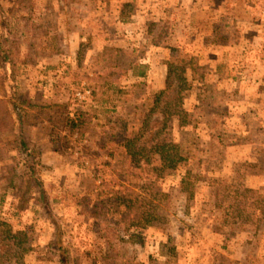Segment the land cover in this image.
Returning a JSON list of instances; mask_svg holds the SVG:
<instances>
[{"label": "rangeland", "instance_id": "rangeland-1", "mask_svg": "<svg viewBox=\"0 0 264 264\" xmlns=\"http://www.w3.org/2000/svg\"><path fill=\"white\" fill-rule=\"evenodd\" d=\"M5 35L1 107L28 109L45 202L3 189L19 160L1 115L0 264H61L55 241L67 264H264V0H0ZM167 62L196 68L161 130L145 119ZM161 140L179 153L162 176Z\"/></svg>", "mask_w": 264, "mask_h": 264}, {"label": "trees", "instance_id": "trees-1", "mask_svg": "<svg viewBox=\"0 0 264 264\" xmlns=\"http://www.w3.org/2000/svg\"><path fill=\"white\" fill-rule=\"evenodd\" d=\"M121 20L128 22L130 20L121 17ZM9 41L8 36L5 35L0 42V57L3 65L6 68V71L10 72V81L12 82L17 75V66L16 59L13 57L10 50L6 49V44ZM168 73L166 78L167 87L162 90H156L153 92L154 105L151 108L150 112L147 113L145 121L147 122L150 119L152 113L156 110H160L161 119L156 120L157 123L161 124V130L166 129L165 121L174 116L179 117L183 110L179 106L178 96L180 91L187 90L191 87V74L190 71H194L196 66L191 63H177V62H167ZM132 74L137 78H144L147 76L149 66L140 61L134 62L132 65ZM98 77V76H97ZM97 77H92L88 79L87 88L90 90V96L95 97L97 94L98 85L96 82ZM6 100H0V116H5L6 121L4 122L6 127L11 126L18 128L17 137L15 140L11 141L16 145V153L18 155V162L13 168L12 181L7 185H3L4 188H9V186L18 187V182L23 180L24 188H21V192H24L23 196L30 193L33 188H36L39 192V201L45 202V188L43 181L37 175L35 163L33 161V156L36 155L35 148L31 145L30 142L24 136L25 126L28 124V109L20 102L15 100L11 103V107H5L2 109V105L7 103ZM163 105V107H162ZM161 108V109H160ZM126 130V129H124ZM124 136L120 137L121 145L126 150V153L135 158L136 163H140V153L136 151L135 146L137 145V139H130L128 135L125 136L124 133H121ZM160 150L154 153L155 160L160 159L161 165L159 167V172L161 176L165 171L173 169L177 165L178 160V151L175 150L178 148V145L173 142L159 141ZM168 146V148H167ZM174 149V150H173ZM2 223L5 228L8 230V225L5 222ZM54 246L51 244V247ZM52 252L59 256L61 264H67V251L66 247L60 243V241H55V247H52Z\"/></svg>", "mask_w": 264, "mask_h": 264}]
</instances>
